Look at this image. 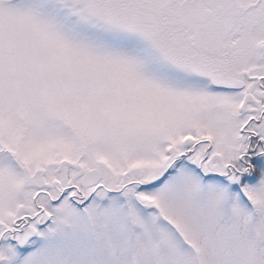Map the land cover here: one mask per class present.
<instances>
[{
  "label": "snow or ice",
  "instance_id": "snow-or-ice-1",
  "mask_svg": "<svg viewBox=\"0 0 264 264\" xmlns=\"http://www.w3.org/2000/svg\"><path fill=\"white\" fill-rule=\"evenodd\" d=\"M0 264H264V0H0Z\"/></svg>",
  "mask_w": 264,
  "mask_h": 264
}]
</instances>
